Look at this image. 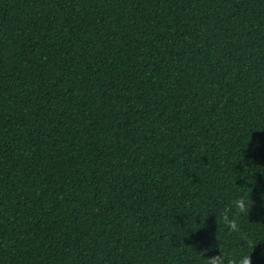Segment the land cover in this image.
I'll list each match as a JSON object with an SVG mask.
<instances>
[{
  "label": "trees",
  "instance_id": "obj_1",
  "mask_svg": "<svg viewBox=\"0 0 264 264\" xmlns=\"http://www.w3.org/2000/svg\"><path fill=\"white\" fill-rule=\"evenodd\" d=\"M238 252L264 264V0H0V264Z\"/></svg>",
  "mask_w": 264,
  "mask_h": 264
},
{
  "label": "clouds",
  "instance_id": "obj_2",
  "mask_svg": "<svg viewBox=\"0 0 264 264\" xmlns=\"http://www.w3.org/2000/svg\"><path fill=\"white\" fill-rule=\"evenodd\" d=\"M252 204H249L247 198L239 195L231 196L227 207L221 213L224 223L229 231H237V220L245 212H248ZM206 264H252L250 255L246 252L233 253L231 258H223L222 255L207 257Z\"/></svg>",
  "mask_w": 264,
  "mask_h": 264
}]
</instances>
